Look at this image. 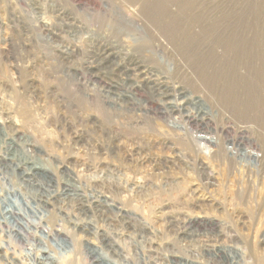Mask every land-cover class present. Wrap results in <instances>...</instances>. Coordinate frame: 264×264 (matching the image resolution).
<instances>
[{"label": "rangeland", "instance_id": "374dc122", "mask_svg": "<svg viewBox=\"0 0 264 264\" xmlns=\"http://www.w3.org/2000/svg\"><path fill=\"white\" fill-rule=\"evenodd\" d=\"M197 2L184 44L145 7L135 32L108 0H0V134L42 165L0 160V208L54 193L31 243L0 232V264H264V0Z\"/></svg>", "mask_w": 264, "mask_h": 264}, {"label": "bare ground", "instance_id": "6f19581e", "mask_svg": "<svg viewBox=\"0 0 264 264\" xmlns=\"http://www.w3.org/2000/svg\"><path fill=\"white\" fill-rule=\"evenodd\" d=\"M109 1V4L110 5H114L112 6L114 9L118 10L119 12H125L124 13V17L129 25L130 28H134L132 30H134L135 32L136 31H139L141 29H143V26L142 24L140 23V20L141 18H137V17H140V14H142L141 12H143V8H148L151 12H153V14H145V18H148L151 22L157 24L156 26L157 27H161L160 24L157 22V21H165L166 22V26L172 31V32H175L176 30H179L180 34L183 35L182 37V40L184 41V44L187 43L189 44L190 42V39L193 40L194 37L197 36L196 33H193V30L191 31L189 28V31L185 30V28L182 27L181 25V21L183 20L184 21V18L183 17H187V14L191 12V10L193 8H197V7H200L201 9L203 8L202 5H200L197 0H132L133 2L137 3V8L136 10H131L130 8V12L129 11H126L125 9H123L122 7V3L120 4V2L118 1H113V0H108ZM123 2V1H121ZM108 3V2H107ZM127 4V3H126ZM134 4V3H133ZM125 5V4H124ZM129 5V4H127ZM131 6V5H130ZM136 7V5H135ZM111 8V7H109ZM112 9V10H114ZM135 9V8H134ZM106 12V11H105ZM104 12V13H105ZM200 12V10H199ZM144 13V12H143ZM210 13V12H209ZM213 13V12H212ZM231 13V12H230ZM193 14V13H192ZM203 14V13H201ZM206 14V13H205ZM204 14V15H205ZM104 15V14H103ZM218 15V14H217ZM216 15V13H213V15H209L210 17H212V19H217L218 20V16ZM229 15V14H227ZM193 16V15H192ZM232 16V15H231ZM142 17V15H141ZM191 16H188L186 18V21L190 20ZM230 17V16H229ZM123 19V20H125ZM103 20V19H102ZM143 20H146V19H143ZM148 20V21H149ZM198 20H201L200 19V15L199 16H196L195 15V18H194V21L193 22H197ZM243 20V19H242ZM93 21V20H92ZM142 21V20H141ZM185 21V22H186ZM203 21V20H201ZM210 21V20H209ZM227 21V20H226ZM225 21V22H226ZM237 21V20H235ZM239 21V19H238ZM105 22V21H104ZM189 22V21H188ZM190 22L192 23V21L190 20ZM189 22V24H190ZM199 22V21H198ZM212 22V20L210 21ZM220 22V21H219ZM193 23V24H195ZM205 23V22H204ZM214 23V22H213ZM236 23V22H235ZM126 24V23H125ZM152 24V23H151ZM154 24V25H155ZM191 24V25H193ZM241 24V23H240ZM147 25V24H146ZM181 25L179 28L178 26ZM220 25V24H219ZM223 25V24H222ZM245 25V23H244ZM248 25V24H246ZM186 26V25H185ZM194 26V25H193ZM212 26V25H211ZM242 26V25H241ZM249 26V25H248ZM151 27V26H150ZM197 27V26H196ZM199 27V26H198ZM204 27V26H203ZM206 27V26H205ZM146 28V27H145ZM152 28V27H151ZM154 28V26H153ZM152 28V29H153ZM164 28V27H163ZM188 28V26H187ZM200 28V27H199ZM226 28V26H225ZM109 29V28H108ZM122 29V28H120ZM150 29V28H149ZM165 29V28H164ZM201 29V28H200ZM208 29V28H207ZM217 29V28H216ZM236 29V28H235ZM101 30V29H100ZM111 30V29H110ZM154 30V29H153ZM206 30V29H205ZM215 30V29H214ZM237 30V29H236ZM98 31V30H97ZM149 31V30H148ZM151 31V30H150ZM158 31L161 33L160 29H158ZM164 31V30H163ZM209 31V30H208ZM240 31V30H239ZM124 32V31H123ZM157 32V31H155ZM104 33V32H103ZM114 33V32H113ZM122 33V32H121ZM145 33V32H144ZM168 33V32H167ZM201 33V32H200ZM239 33V32H238ZM241 33V32H240ZM246 33V31H245ZM139 34V33H137ZM148 34V33H147ZM155 34V33H154ZM164 34V33H163ZM211 34H214V33H208L207 31L204 32V35H209L211 36ZM217 34V33H216ZM235 34L237 33H233V35L235 36ZM244 34V33H243ZM115 35V34H114ZM117 35V34H116ZM122 35V34H121ZM128 35V34H127ZM136 35V34H135ZM143 35V34H142ZM159 35V34H158ZM157 35V36H158ZM191 37H189V36ZM203 35V34H202ZM168 36V35H167ZM188 36V37H187ZM264 35H257V39L260 40V42L262 40H264ZM145 37V36H144ZM154 37V36H153ZM169 37V36H168ZM212 37V36H211ZM225 37V35H224ZM230 37V36H229ZM237 37V35H236ZM129 38V37H128ZM138 38V37H137ZM157 38V37H156ZM203 38V36H202ZM210 38V37H209ZM215 38V36H214ZM228 38V36H227ZM232 38V37H230ZM122 39V38H121ZM120 39V40H121ZM150 39V38H149ZM166 39V38H165ZM240 39H242L240 37ZM123 40V39H122ZM181 40V41H182ZM209 40V39H208ZM212 40V39H211ZM230 40V39H229ZM232 40V39H231ZM136 41V40H135ZM140 41V40H139ZM158 41V40H157ZM222 41V40H221ZM224 41V39H223ZM238 41V40H237ZM241 41V40H240ZM239 41V42H240ZM247 41V40H246ZM117 42V41H116ZM251 42V41H250ZM125 43V42H124ZM137 43V42H135ZM141 43V42H140ZM144 43V42H143ZM183 43V42H182ZM193 43H195L193 41ZM222 43V42H221ZM229 43V42H228ZM243 43V42H242ZM245 43V42H244ZM248 43V42H247ZM134 44V43H133ZM148 44V43H146ZM201 44V43H200ZM231 44V43H230ZM229 44V45H230ZM239 44V43H238ZM255 44V43H254ZM131 45V44H130ZM136 45V44H135ZM203 45V44H202ZM227 45V44H226ZM241 45V43H240ZM250 45V44H249ZM263 45V44H262ZM206 46V45H205ZM224 46V44H223ZM251 46V45H250ZM116 47V46H115ZM121 47V46H120ZM209 47V46H207ZM216 47V46H215ZM246 47V46H245ZM264 47V46H263ZM132 48V47H131ZM153 48V47H152ZM225 48V47H224ZM228 48V46H227ZM225 48V50L227 49ZM231 48V46H230ZM237 48V47H236ZM235 48V49H236ZM241 48V46H240ZM254 48V47H253ZM260 48V47H259ZM205 49V48H204ZM197 50V49H196ZM206 50V49H205ZM229 50V49H228ZM234 49L232 48L231 51H233ZM242 50V48L240 49ZM187 51V50H186ZM217 51V50H216ZM244 50H242L243 52ZM249 51V50H248ZM211 52V51H210ZM209 52V53H210ZM225 52V51H224ZM228 52V51H226ZM241 52V51H240ZM245 52V51H244ZM251 52V51H250ZM258 52H259V49H258ZM263 52V51H261ZM260 52V53H261ZM147 53V52H146ZM200 53V52H199ZM216 53V52H215ZM235 53V52H234ZM237 54L239 52H236ZM189 54V53H188ZM252 54V53H251ZM258 54V53H257ZM222 55V54H221ZM228 55V54H227ZM246 55V54H245ZM261 56V55H260ZM105 58V57H104ZM193 61V60H192ZM98 62V61H97ZM198 63V62H197ZM94 64V63H93ZM199 64V63H198ZM136 66H139L138 63L135 64ZM107 67V66H106ZM97 69L101 70L100 67H96ZM126 69V68H125ZM133 69L135 70V68L133 67ZM92 73V72H91ZM85 75V74H84ZM123 75V74H122ZM130 76V75H129ZM126 77H128V75H126ZM130 78V77H128ZM102 80V79H101ZM100 81V80H99ZM88 85V84H87ZM115 85V84H114ZM122 85V84H121ZM120 85V86H121ZM37 86V85H36ZM119 86V87H120ZM153 92H154V97H159L160 95H163L165 94V91L163 90L162 88V83L158 82V84H156V86L154 85L153 86ZM112 98V97H111ZM162 106V105H161ZM178 106V105H177ZM141 107V106H140ZM180 107V106H179ZM163 108V107H162ZM167 109V108H166ZM179 109V108H177ZM160 110V109H159ZM172 110V109H171ZM164 111V109H163ZM64 115V114H63ZM195 117V116H194ZM192 118V117H190ZM189 121V120H188ZM202 123V122H201ZM198 124V123H197ZM200 124V123H199ZM200 126V125H199ZM8 127V126H7ZM9 128V132L11 133V135H9L8 137H6V135L4 133H1L0 134V139L2 140V145H7L8 143V149L6 150L7 153L6 155H3L0 156V160H6L8 161L7 163L9 164L10 162L9 161H15V166L16 168H22L24 166H28V170H24L19 172V177L23 180V181H28L26 178H28L27 176H30L32 175V173H35L37 172L38 168H40L41 166L39 165H33L29 159H27L26 157H24V154L22 155V157H20L19 155H17V152L19 151V148H22L24 146V141H21L19 140V138L16 136V132L14 131V128H11V126L8 127ZM76 128V127H75ZM199 129V128H198ZM209 129V128H208ZM168 131V130H167ZM60 132V131H59ZM82 133V132H81ZM199 135V134H198ZM199 138L201 139H206L208 142L212 140V138H209L208 136H198ZM22 139V138H20ZM6 140H7V143H6ZM124 141V140H123ZM206 142V141H205ZM4 150V149H3ZM245 150V149H243ZM139 151V150H138ZM5 151H3L4 153ZM25 152V151H24ZM30 152V151H29ZM252 152V151H251ZM28 153V151H27ZM5 154V153H4ZM117 154V153H116ZM249 154V153H248ZM250 156V155H249ZM138 159V158H137ZM5 163V162H4ZM11 164V163H10ZM12 167V166H11ZM15 168V167H14ZM22 170V169H21ZM29 171L31 173H29ZM15 174V173H14ZM18 174V173H17ZM16 174V175H17ZM3 178H5V175H3ZM2 178V179H3ZM11 180V179H10ZM73 181V180H72ZM29 182V181H28ZM14 183V182H13ZM24 183V182H23ZM73 182H70L69 179L67 181H64L63 184L64 186L61 188V190H66L67 187H70L74 185V183L72 184ZM2 184V183H1ZM51 184V183H50ZM16 185V184H15ZM46 186V185H45ZM44 186V187H45ZM54 186V185H53ZM78 186V185H77ZM2 187V186H1ZM34 187L36 188V186L34 185ZM40 188V184H39V187ZM41 188H43V186H41ZM53 188V187H52ZM57 188V187H56ZM55 188V189H56ZM45 189V188H44ZM95 189V188H94ZM5 190V189H4ZM57 190V189H56ZM103 190V189H102ZM38 191V190H37ZM47 192H51L52 190H48V188L46 189ZM17 192V191H16ZM39 193L41 194H37V195H25L23 194L22 196H20L22 198L23 201H16V200H11V198H9V202H7V206L6 207H1L0 208V232H3L2 235H4V237H6V239H8V242L10 241H15L17 243L20 242L21 243H25L27 241H31L33 240V238H37L38 235H36L37 231H42V232H45L47 228V226H45V223H41V220H42V213L43 211L45 210L46 207H51L53 206V203L51 204L52 200H51V197L54 196V193L52 195H50L49 193L44 195L42 193V191H38ZM46 192V193H47ZM56 193H58V190L55 191ZM61 192V191H60ZM65 192V191H64ZM5 193L7 194H11V196L13 194H15V191L13 190V188H7L6 187V190H5ZM45 193V192H44ZM0 195L2 197H5L4 194L2 195L0 193ZM17 195V194H16ZM59 195V194H58ZM63 195V194H62ZM71 196V195H70ZM17 197V196H15ZM19 197V196H18ZM65 197V195H64ZM14 198V196H13ZM4 199V198H3ZM76 199V198H75ZM91 199V198H90ZM100 199V198H99ZM5 200V199H4ZM3 200V201H4ZM21 203L26 206L27 210H24V208L22 207ZM111 203V202H110ZM108 204V203H107ZM88 204H86L85 206H87ZM188 209V208H187ZM48 213V212H47ZM32 217H38L37 219H33ZM51 217V216H50ZM32 218V219H30ZM46 218V217H45ZM171 219V218H170ZM175 219V218H174ZM191 219V218H189ZM47 220V218L45 219ZM172 220V219H171ZM80 223V222H79ZM87 223V222H86ZM183 225V224H182ZM188 224H186L187 226ZM88 226L87 224L84 225V227ZM185 226V225H184ZM189 229V228H188ZM188 233H186V235H189V236H192V231L191 229L190 230H187ZM184 234V233H183ZM52 235V234H51ZM42 236V235H41ZM41 238V237H40ZM186 238V237H185ZM44 239V238H43ZM42 240V238L40 239V241ZM7 241V240H5ZM28 244V242H27ZM1 245V244H0ZM30 245V244H29ZM28 245V247H29ZM3 246V245H2ZM7 247V245H5ZM4 247V246H3ZM5 247V248H6ZM32 247V246H31ZM1 249V248H0ZM31 249V248H30ZM6 250V249H5ZM8 250V249H7ZM6 250V251H7ZM33 250V249H32ZM41 250V249H40ZM35 252V251H34ZM39 252V251H38ZM44 253H46V250H43ZM33 252H31L30 256L33 258L34 261H36L37 263L39 264H45L42 260V257L37 256V255H33L32 254ZM37 253V252H36ZM40 254V253H39ZM50 253H47V255H45V258H50ZM44 257V256H43ZM96 260H98V258L95 257ZM9 260V259H7ZM7 262V261H6ZM9 264H25L22 259H18L17 258V261L15 260H9L8 261ZM7 262V263H8ZM34 264V263H32ZM99 264V262H98ZM101 264V263H100Z\"/></svg>", "mask_w": 264, "mask_h": 264}]
</instances>
